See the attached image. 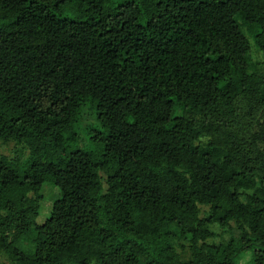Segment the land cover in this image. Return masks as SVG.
Listing matches in <instances>:
<instances>
[{"label":"trees","instance_id":"obj_1","mask_svg":"<svg viewBox=\"0 0 264 264\" xmlns=\"http://www.w3.org/2000/svg\"><path fill=\"white\" fill-rule=\"evenodd\" d=\"M245 28L264 54V0H0V144H17L0 157V252L238 264L251 248L264 264V59ZM46 183L61 197L40 224Z\"/></svg>","mask_w":264,"mask_h":264},{"label":"rangeland","instance_id":"obj_2","mask_svg":"<svg viewBox=\"0 0 264 264\" xmlns=\"http://www.w3.org/2000/svg\"><path fill=\"white\" fill-rule=\"evenodd\" d=\"M246 32L251 42V48H252L250 53L251 61L253 63L260 62L261 60L264 59V54L261 50L258 51V48L255 45L254 37L248 31V29H246ZM92 129H103V127L98 121L95 120V117L93 116V112L90 110H86L80 120V126H79L80 134L83 136L80 144V148L83 150H94L95 148V143H93L91 139L88 138V136L86 135L87 133L91 132ZM15 149H17V144L14 141L5 144L4 143L0 144V157L2 155H9L12 157L15 156L16 155ZM24 153L25 155H28L29 152L27 150H24ZM42 192L45 196V201L42 205L40 215L37 218V221L40 224L44 223L46 219L51 215L55 200L61 197V190L59 189V187L54 186L51 183H46L43 186ZM203 209L205 210L204 214H207L210 211V208L207 206H203ZM212 229L216 233V235L208 240L211 243H220L224 240H229L232 236L238 235L234 222H232L231 225L228 227H222L219 224H215L212 226ZM252 258H253V249L251 248L246 249L240 256L238 264H252ZM0 264H13V263L3 252H0Z\"/></svg>","mask_w":264,"mask_h":264}]
</instances>
